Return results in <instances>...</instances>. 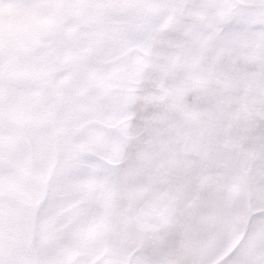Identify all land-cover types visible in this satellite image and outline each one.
I'll list each match as a JSON object with an SVG mask.
<instances>
[{"label":"snow or ice","instance_id":"1","mask_svg":"<svg viewBox=\"0 0 264 264\" xmlns=\"http://www.w3.org/2000/svg\"><path fill=\"white\" fill-rule=\"evenodd\" d=\"M0 264H264V0H0Z\"/></svg>","mask_w":264,"mask_h":264}]
</instances>
